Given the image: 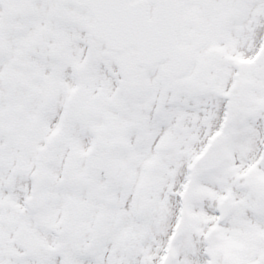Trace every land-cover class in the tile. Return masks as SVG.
Wrapping results in <instances>:
<instances>
[{"label":"snow or ice","instance_id":"snow-or-ice-1","mask_svg":"<svg viewBox=\"0 0 264 264\" xmlns=\"http://www.w3.org/2000/svg\"><path fill=\"white\" fill-rule=\"evenodd\" d=\"M0 264H264V0H0Z\"/></svg>","mask_w":264,"mask_h":264}]
</instances>
